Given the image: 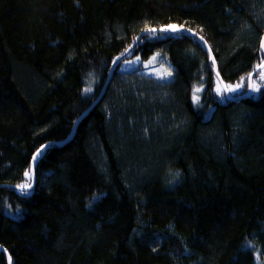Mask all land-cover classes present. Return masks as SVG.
<instances>
[{
  "label": "trees",
  "instance_id": "obj_1",
  "mask_svg": "<svg viewBox=\"0 0 264 264\" xmlns=\"http://www.w3.org/2000/svg\"><path fill=\"white\" fill-rule=\"evenodd\" d=\"M256 17L252 0H0V264H264V82L216 92L217 72L249 92ZM158 52L171 83L119 72ZM124 75L161 123L109 118Z\"/></svg>",
  "mask_w": 264,
  "mask_h": 264
},
{
  "label": "rangeland",
  "instance_id": "obj_2",
  "mask_svg": "<svg viewBox=\"0 0 264 264\" xmlns=\"http://www.w3.org/2000/svg\"><path fill=\"white\" fill-rule=\"evenodd\" d=\"M252 3L254 6V12L257 16L256 18L258 21V25L262 27L264 25V0H252ZM153 57H156V59L153 60ZM137 68H143L137 74L138 77L149 76L156 79L163 85L171 83L175 78L174 69L168 61L167 57L162 52H158L148 59H144L143 57L139 56V60H137V57L125 60L124 62H122L119 72L128 73L132 72ZM167 72H171V75H166ZM135 76L136 75L128 77L127 75H124L121 76V78L119 77L120 79L116 82V85L113 88L112 96L108 101L109 105H107V108L109 110V118L114 120L116 117L120 121V123H122L121 127H125L128 123L131 124V126L135 127V118L132 119L135 115L140 116V119L138 120L144 121L143 124L146 125V128H148L153 121L155 122L153 124L157 125L158 123H161L165 117V110L163 108H155L154 104H150L146 108L147 101H145L144 106H139V110L137 108L133 110L131 108L132 105L130 104V102H128V99L122 98V96L125 95L121 92L118 86L122 84V89L128 90L130 88L128 84L131 83V80ZM240 90L241 88L238 89L236 92L231 93L236 94ZM123 100L125 102H123ZM158 103L162 104L163 106L165 105V107L171 104L168 96L163 97L161 100L158 101ZM174 121L175 124L170 125L172 128L181 127L185 124L184 121H178L177 119H175Z\"/></svg>",
  "mask_w": 264,
  "mask_h": 264
},
{
  "label": "snow or ice",
  "instance_id": "obj_3",
  "mask_svg": "<svg viewBox=\"0 0 264 264\" xmlns=\"http://www.w3.org/2000/svg\"><path fill=\"white\" fill-rule=\"evenodd\" d=\"M165 29H162V31H164ZM167 30H171L173 32L179 31V29L176 28V26H169V29ZM148 31L150 32H155V29H148ZM261 49L264 50V43L261 44ZM123 55V54H122ZM119 59V57L117 58ZM156 57H153V60H155ZM137 60H139V57H137ZM213 65H215L216 61L213 58L212 61ZM257 71H258V79L261 82H264V61H261V63L257 66ZM166 75L170 76L171 72H167ZM217 77L219 78V73L217 72ZM220 84H223V81H219ZM247 83H248V87L251 89V91L253 92H258L260 90V83L257 82V80L253 79V74L250 73L249 76L247 77ZM245 85V79L241 78L240 82L237 83L236 85H232V84H225L223 89H221L219 86L216 88V92L217 95H223L224 92H236L238 89L244 87ZM202 89L200 87L195 88L194 90V94H193V100L194 102H198L199 101V96L196 95V93L201 92ZM39 155V153L37 154ZM35 159V157H34ZM26 176L29 175V173H25ZM28 187H30V185L28 184H22L20 185V188L23 189H27Z\"/></svg>",
  "mask_w": 264,
  "mask_h": 264
},
{
  "label": "water",
  "instance_id": "obj_4",
  "mask_svg": "<svg viewBox=\"0 0 264 264\" xmlns=\"http://www.w3.org/2000/svg\"><path fill=\"white\" fill-rule=\"evenodd\" d=\"M177 32H178V31H177ZM185 32H189V33H192V34L196 35V37H197L199 40H201V41L207 46V48L210 50V52L212 53V50H211L210 46L208 45V43H207V42H206V41H205L200 35L195 34L194 32H191V31H188V30H185ZM139 42H140V39H137V41L135 42V44H134V45H133V46L127 51V53L124 55V57L127 56L129 53H131V51H132V50L138 45ZM262 43H264V38H263V40H262ZM263 52H264V50H263ZM212 57H214L213 53H212ZM122 58H123V57H122ZM122 58H121V59H122ZM115 64H116V63H115ZM115 64H114L113 67H112V70H111V73H110V77H109V79H108V82L106 83V86H105V89H104L102 95L100 96V98L98 99V101L92 106L91 110H92L95 106H97V105L102 101V99H103V97H104V95H105V93H106L108 87L110 86V84H111V82H112V79H113L114 71H115ZM257 74H258V71L256 70V71L253 73V79H255V76H256ZM219 78H220V81H223L222 87H224V85H225L224 80H223L220 76H219ZM225 93L227 94L228 98H229L231 101H233V102H239V101H242V100L249 99V98L253 97V95H254L255 92L251 91V89H250L248 93H246V94H244V95H240V96H233L231 92H225ZM76 130H77V127H76ZM76 130H75V132H74L72 138L70 139V141H72V139L74 138V136H75V134H76ZM70 141H69V142H70ZM61 145H63V144H61ZM35 160H36V157H35V159L33 160V167H35ZM33 189H34V185H33L32 187H30V188L25 189V190L32 191ZM9 264H11L10 257H9Z\"/></svg>",
  "mask_w": 264,
  "mask_h": 264
}]
</instances>
